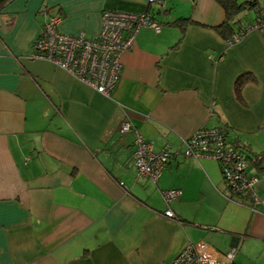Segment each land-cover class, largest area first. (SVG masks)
Wrapping results in <instances>:
<instances>
[{"label": "crops", "instance_id": "crops-1", "mask_svg": "<svg viewBox=\"0 0 264 264\" xmlns=\"http://www.w3.org/2000/svg\"><path fill=\"white\" fill-rule=\"evenodd\" d=\"M45 6L64 33L97 35L107 9L150 12L162 30L138 33L107 96L31 58ZM226 15L218 0H0V264H170L198 241L264 264V178L255 207L230 197L210 158L178 155L154 184L138 174L134 132L119 131L130 119L160 150L225 125L264 174V29L230 43L215 28ZM187 17L185 30L172 23ZM168 189L180 197L167 203Z\"/></svg>", "mask_w": 264, "mask_h": 264}, {"label": "built area", "instance_id": "built-area-1", "mask_svg": "<svg viewBox=\"0 0 264 264\" xmlns=\"http://www.w3.org/2000/svg\"><path fill=\"white\" fill-rule=\"evenodd\" d=\"M166 1L150 0V3L162 7ZM245 1L246 10H254L259 19L241 34L230 38V43L241 40L250 29H264V0ZM42 13L46 21L34 42L31 58L50 61L107 96H111L121 81L122 57L134 46L138 33L143 28H151L156 33L162 30V24L150 12L107 9L102 13V27L97 35L89 37L85 32L74 35L59 29L58 24L62 19L59 13L51 12L47 6ZM119 131L121 134L134 132V163L139 176L147 177L152 183L157 184L164 170L178 155L195 159L210 158L219 162L230 197L250 198L253 207L260 203L256 189L264 174L249 173L247 151L231 142L226 126L200 128L184 139L180 147L174 148L168 144L160 150L155 149L153 142L148 141L130 119L123 121ZM162 194L169 203L180 197L181 190L168 189ZM165 215L175 217L170 208ZM237 253L238 247L222 252L205 241L190 242L170 264H237Z\"/></svg>", "mask_w": 264, "mask_h": 264}, {"label": "trees", "instance_id": "trees-1", "mask_svg": "<svg viewBox=\"0 0 264 264\" xmlns=\"http://www.w3.org/2000/svg\"><path fill=\"white\" fill-rule=\"evenodd\" d=\"M218 1L224 7L227 15H226L225 21L219 24L218 26H216L215 28L227 40L232 38L236 34H241L245 30H247V28H249V26L252 25L254 21H258L259 19L258 18L259 15H256L253 18V20L249 22L248 24H245L239 20H236V17L239 15V13L242 12L244 9H246L245 0H218ZM191 21H192V18L187 17V18L177 19L176 21L172 23L178 26H181V28L185 30L184 28ZM247 80H248V77L246 75H242L241 77L238 78L236 82V92H237L238 97L240 98L242 96V89L244 85L246 84ZM261 160H264V155L257 156L255 159L256 162L257 161L259 162Z\"/></svg>", "mask_w": 264, "mask_h": 264}, {"label": "rangeland", "instance_id": "rangeland-1", "mask_svg": "<svg viewBox=\"0 0 264 264\" xmlns=\"http://www.w3.org/2000/svg\"><path fill=\"white\" fill-rule=\"evenodd\" d=\"M250 15L253 16L254 15V12L253 11H249Z\"/></svg>", "mask_w": 264, "mask_h": 264}]
</instances>
